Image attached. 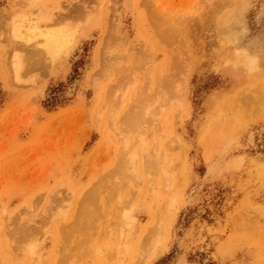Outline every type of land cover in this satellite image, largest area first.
Masks as SVG:
<instances>
[{
    "label": "rangeland",
    "instance_id": "1",
    "mask_svg": "<svg viewBox=\"0 0 264 264\" xmlns=\"http://www.w3.org/2000/svg\"><path fill=\"white\" fill-rule=\"evenodd\" d=\"M0 264H264V0H0Z\"/></svg>",
    "mask_w": 264,
    "mask_h": 264
},
{
    "label": "bare ground",
    "instance_id": "2",
    "mask_svg": "<svg viewBox=\"0 0 264 264\" xmlns=\"http://www.w3.org/2000/svg\"><path fill=\"white\" fill-rule=\"evenodd\" d=\"M31 1H35V0H31ZM40 18L44 20L50 19L49 15H41ZM35 20L37 19L30 18L24 11H18L15 14H13V16L10 19L9 33L13 38L19 39V41L22 40L27 42V41H31L32 39L37 40V44L41 47V50L48 55L50 61L51 60L53 61L55 58L57 59V57L60 54L62 55L67 54L69 52L71 42L75 37L76 28L62 24L51 25L50 23H46L43 26L41 25L38 26L36 25ZM18 56L17 54H14L12 59V67L14 70L13 74L16 79L19 78V70L22 65L21 59ZM233 58L235 60H239L242 63H244L247 66V68L255 67L254 66L255 59L244 51H242L241 54H237ZM138 120H141L140 115H137L135 117V121Z\"/></svg>",
    "mask_w": 264,
    "mask_h": 264
},
{
    "label": "trees",
    "instance_id": "3",
    "mask_svg": "<svg viewBox=\"0 0 264 264\" xmlns=\"http://www.w3.org/2000/svg\"><path fill=\"white\" fill-rule=\"evenodd\" d=\"M76 70H77L76 68L73 69V71H72L73 74L71 76V79H72L73 75L75 74ZM54 91H56V90H54ZM57 103H59L57 95H53L51 98L46 100L45 106L51 108V107H54L55 105H57Z\"/></svg>",
    "mask_w": 264,
    "mask_h": 264
}]
</instances>
